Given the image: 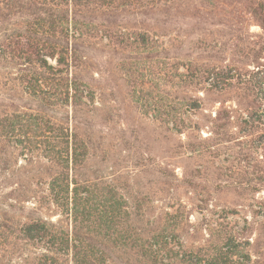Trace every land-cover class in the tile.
I'll return each mask as SVG.
<instances>
[{
  "label": "rangeland",
  "instance_id": "rangeland-1",
  "mask_svg": "<svg viewBox=\"0 0 264 264\" xmlns=\"http://www.w3.org/2000/svg\"><path fill=\"white\" fill-rule=\"evenodd\" d=\"M240 1L218 2L217 16L211 19L194 16V2L187 0L172 11L168 25L154 26L165 54L137 56L141 76L136 78V94L120 69V53L112 54L111 47L99 43L81 71L91 99L84 98V105L75 108L71 101L67 106L43 107L48 116L68 126L70 134L89 141L86 161L72 177L79 183L86 179L115 186L129 205L133 226L141 229L139 237L152 243L151 237L158 234L164 243L157 263L142 260L129 249L110 248L106 264H178L183 251L208 248L222 232L234 234L252 259L264 264V104L259 100L263 92L251 84L240 90L236 81L231 87L210 89L214 77L206 80L202 74L205 83L177 92L199 105L183 116L181 132L154 116L151 106L158 102L167 109L172 61L179 64V73L196 66L213 74L240 60L246 63V80H252L250 59L244 56L257 45L263 48L264 62V33ZM9 29L13 26H0V39ZM48 63L54 65L50 59ZM18 70L15 61L0 64V104L9 112L39 109L42 104L14 81ZM6 77L9 82L4 86ZM252 102L256 108L247 111ZM10 160L11 167L24 166L17 152ZM18 188L9 173L0 171L2 211L18 197ZM28 188L44 196V185ZM38 213L71 229L49 204Z\"/></svg>",
  "mask_w": 264,
  "mask_h": 264
},
{
  "label": "trees",
  "instance_id": "trees-1",
  "mask_svg": "<svg viewBox=\"0 0 264 264\" xmlns=\"http://www.w3.org/2000/svg\"><path fill=\"white\" fill-rule=\"evenodd\" d=\"M186 1L0 0V26H13L0 39V64L4 67L15 61L19 70L14 81L42 104L34 111L10 112L0 104V171L9 173L20 191L6 204V211L0 207V264H106L110 248L129 249L142 260L157 263L164 245L161 237L154 235L152 243L139 237L141 229L133 226L129 205L115 186L88 183L86 179L79 183L72 177L86 161L89 141L70 134L68 126L48 116L43 107L67 106L71 101L75 108L84 105V98L91 99L81 71L88 67V53L99 43L111 47L112 54L120 53V69L128 77L132 94H136V78L141 76L137 56L164 57L154 26L168 25L172 11ZM192 1L194 16L211 19L217 16L219 3H229ZM241 2L251 21L264 33V0ZM262 53V47L253 45L244 56V60L250 59L247 65L252 67L251 81L246 80V63L240 60L213 74L196 66L186 74L179 73V64L172 61L173 88L167 93V109L162 110L155 102L151 105L154 116L170 121L172 128L181 132L183 116L199 105H192L191 98L179 97L177 92L205 83L202 74L207 75L206 80L210 75L214 77V83H209L214 90L231 87L232 81L240 90L251 84L263 92L259 100L264 104ZM73 69L76 73L70 75ZM8 80L4 79V86ZM254 108V102L247 105V111ZM15 152L24 166L16 163L11 167ZM40 185L45 186L44 196L28 188ZM30 200L35 202L27 208ZM46 204L70 222L71 229L61 220L52 222L41 217L38 211ZM243 244L234 234L222 232L208 248L183 251L178 264H259Z\"/></svg>",
  "mask_w": 264,
  "mask_h": 264
}]
</instances>
